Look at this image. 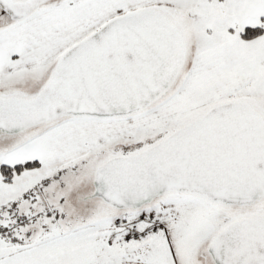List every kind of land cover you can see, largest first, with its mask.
Listing matches in <instances>:
<instances>
[{
    "label": "snow or ice",
    "instance_id": "obj_1",
    "mask_svg": "<svg viewBox=\"0 0 264 264\" xmlns=\"http://www.w3.org/2000/svg\"><path fill=\"white\" fill-rule=\"evenodd\" d=\"M0 264H264V0H0Z\"/></svg>",
    "mask_w": 264,
    "mask_h": 264
}]
</instances>
